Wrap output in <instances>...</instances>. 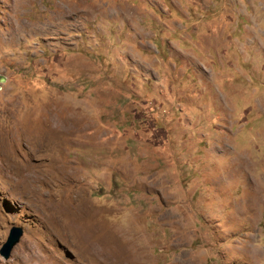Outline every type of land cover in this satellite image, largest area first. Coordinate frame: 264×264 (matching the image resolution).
<instances>
[{"label":"rangeland","instance_id":"obj_1","mask_svg":"<svg viewBox=\"0 0 264 264\" xmlns=\"http://www.w3.org/2000/svg\"><path fill=\"white\" fill-rule=\"evenodd\" d=\"M0 264H264V0H0Z\"/></svg>","mask_w":264,"mask_h":264},{"label":"water","instance_id":"obj_2","mask_svg":"<svg viewBox=\"0 0 264 264\" xmlns=\"http://www.w3.org/2000/svg\"><path fill=\"white\" fill-rule=\"evenodd\" d=\"M23 232V228L16 225L10 229L8 237L6 238L7 240L3 244L0 251L5 258H9L11 256L14 246L19 242V238L23 236Z\"/></svg>","mask_w":264,"mask_h":264}]
</instances>
